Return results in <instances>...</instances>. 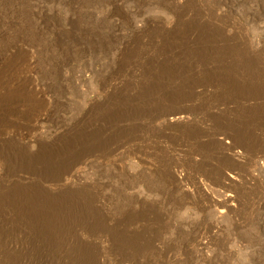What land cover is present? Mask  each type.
I'll use <instances>...</instances> for the list:
<instances>
[{
  "label": "rangeland",
  "instance_id": "obj_1",
  "mask_svg": "<svg viewBox=\"0 0 264 264\" xmlns=\"http://www.w3.org/2000/svg\"><path fill=\"white\" fill-rule=\"evenodd\" d=\"M0 264H264V0H0Z\"/></svg>",
  "mask_w": 264,
  "mask_h": 264
},
{
  "label": "bare ground",
  "instance_id": "obj_2",
  "mask_svg": "<svg viewBox=\"0 0 264 264\" xmlns=\"http://www.w3.org/2000/svg\"><path fill=\"white\" fill-rule=\"evenodd\" d=\"M28 61H26V57L25 56H21V57H18L17 59H16V63H15V66H14V69L15 70H13L14 72L11 74V77H14V76H16V75H18L17 73H18V71H24V70H27V68H28V66H29V64L27 63ZM29 69V68H28ZM9 98L8 99H10V96H8ZM6 99H7V97H6ZM11 101H12V99H10ZM19 100V99H18ZM21 100V99H20ZM17 101V100H16ZM34 118V117H33ZM39 119V118H38ZM183 119V117H181V116H174L173 117V121H180V120H182ZM34 120H35V118H34ZM222 218H224V212L222 211V210H220V211H218L217 212V219H222Z\"/></svg>",
  "mask_w": 264,
  "mask_h": 264
}]
</instances>
